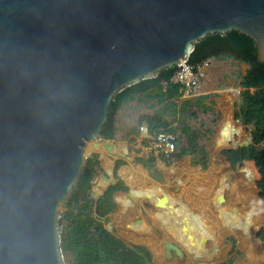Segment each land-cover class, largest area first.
I'll use <instances>...</instances> for the list:
<instances>
[{
	"label": "water",
	"instance_id": "water-1",
	"mask_svg": "<svg viewBox=\"0 0 264 264\" xmlns=\"http://www.w3.org/2000/svg\"><path fill=\"white\" fill-rule=\"evenodd\" d=\"M233 30L264 64V0H0V264H63L60 216L114 95Z\"/></svg>",
	"mask_w": 264,
	"mask_h": 264
},
{
	"label": "rangeland",
	"instance_id": "rangeland-1",
	"mask_svg": "<svg viewBox=\"0 0 264 264\" xmlns=\"http://www.w3.org/2000/svg\"><path fill=\"white\" fill-rule=\"evenodd\" d=\"M207 60H209V64L205 70L199 92L193 96H179L172 100L176 110L183 108L186 120L190 126L200 130L203 136L201 141L206 144L210 154V161L206 168H203L200 164L194 163L191 156L172 158L165 164L167 165L166 168H162L160 164L154 161L152 163V169L150 170L155 173L156 179H154L150 175V171L146 169L142 163L135 161L136 157L148 159L150 152L146 145V138H143L139 130L137 133H132L131 129L137 126V118L140 114H151L160 109L164 100L162 99L160 101L156 96L132 97L123 105L119 112L116 113L114 137L109 140H90L85 147V155L87 157L96 154L99 160V167L91 181L88 191V194L93 200H96L97 196L111 185L113 180H117L116 177L122 180L127 187L126 191H116L113 194L116 206L107 215V219L102 220L104 228L109 230L111 234L128 246H144L151 254L152 264H220L228 259L232 260L235 264H250L243 250L245 243L241 244L235 234L223 230H220L217 237L218 253L209 258L206 257L205 260L189 259L183 248L172 241H170V243L179 248L181 255H178L176 250H170V252L166 253V248L163 244L166 242L164 238L167 237L160 232V227L163 224L154 210L156 205L152 202V195L145 188H135V185L131 181V179L140 178L142 175L146 183L154 186H163L168 195H176L180 192V185H176L175 182L176 176L181 175L182 180H184V178L187 177L184 173L189 174L190 178H194L199 172L204 174L213 171L218 175L221 170L228 171L231 175L237 176V173L242 168L249 167L253 171L251 181L245 183L237 179L235 182L242 192L249 191L251 196L259 198V200L264 203V200L260 198L256 188L258 174L252 161H243L233 169L229 164L223 163L216 158L220 151L237 147L241 137L244 141L251 138L250 127L244 126L240 120L234 118V112L238 109L242 100L240 95L242 87L240 83L248 65L226 53L217 57H209ZM231 88L236 89L237 93L226 91V89ZM192 113H194V115ZM176 124L177 123H174L173 126H176ZM175 134H177L179 140H182L179 133ZM98 142L103 144L101 150L96 148ZM109 142H111V146L112 144L116 146L123 145V151L121 148L120 150L124 152L125 157L123 158L114 152H109L107 148ZM261 147L264 148V143ZM129 157L133 158L132 162L128 161ZM182 160L185 161L189 168L185 169L183 172H172V174L168 176V170L174 166L175 163ZM117 161H123L124 164L116 170L115 177L114 171ZM217 175L213 176L211 179L216 180ZM196 181V179H193V182ZM188 182L189 184L191 183L190 181ZM189 184L185 185L188 186ZM246 184L247 186L249 184L250 189L246 188ZM125 194L126 199L118 204L117 197ZM134 200H137V202ZM128 212L130 214L129 216L127 214ZM141 215L148 217V220L149 218L155 217L152 223L149 221V226L151 229V237L157 242L158 249L156 250H160V259L155 256V250L140 239L146 236L145 233L133 227L129 228L127 226L128 224H126L128 218H133L134 216L139 217ZM124 218L126 219L124 220ZM262 218L263 221L259 224V227L252 237L258 247L257 251L260 258L251 264H264V240L257 236V232L264 224V215ZM65 225L66 222L61 215L59 221V236L62 260L63 264H72L73 254L69 250L63 248L67 232Z\"/></svg>",
	"mask_w": 264,
	"mask_h": 264
},
{
	"label": "trees",
	"instance_id": "trees-1",
	"mask_svg": "<svg viewBox=\"0 0 264 264\" xmlns=\"http://www.w3.org/2000/svg\"><path fill=\"white\" fill-rule=\"evenodd\" d=\"M223 53L248 65L240 83L242 100L234 112V118L250 127L252 140L248 146L222 150L216 158L233 169L243 161H252L258 174L256 188L260 198L264 200V148L261 147L264 143V64L257 61L254 41L235 30L225 34H209L194 44L187 62L197 64ZM175 71L176 66L166 68L155 77L140 80L116 93L110 102L109 113L100 134L104 139L114 137L116 113L132 97L156 96L158 100H164L163 105L151 114H140L137 126L131 132L137 133L138 127L145 123L149 134L159 129L179 133L182 140L175 134L174 158L191 156L194 163L206 168L210 154L206 144L201 141L203 136L200 130L190 126L183 108H174L172 100L181 95L180 86L171 82ZM174 123H177L176 126H173ZM243 142L241 137L239 145ZM135 161L142 163L149 171L152 169V158L136 157ZM123 164V161L116 162L115 177L116 170ZM98 167L96 154L87 157L78 182L66 200L67 209L62 214L67 231L63 248L73 254L72 264H152L151 254L144 246H128L104 228L102 220H106L116 206L113 194L116 191H126L127 187L116 177L115 184L109 185L97 200H93L88 191ZM150 175L156 179L154 172L150 171ZM125 199L126 194L118 196V204ZM257 236L264 240V224ZM220 264L235 263L228 259Z\"/></svg>",
	"mask_w": 264,
	"mask_h": 264
},
{
	"label": "bare ground",
	"instance_id": "bare-ground-1",
	"mask_svg": "<svg viewBox=\"0 0 264 264\" xmlns=\"http://www.w3.org/2000/svg\"><path fill=\"white\" fill-rule=\"evenodd\" d=\"M226 91L237 93V90L232 88ZM102 147L103 144L98 142L96 148L101 150ZM120 148L123 151V145L112 144L108 151L124 158V152H121ZM160 166L167 167L165 164ZM187 168L189 166L184 160L179 161L168 170L167 175L170 176L176 171L183 172ZM252 172L251 168L245 167L237 173V176L221 170L218 175L213 171L204 174L199 172L194 178L184 173L187 176L184 180L181 175L175 177L176 185H180V192L176 195H168L163 186L146 183L142 175L131 181L135 188H145L152 195V202L156 205L154 210L163 224L159 231L167 237L164 238L166 242L163 246L172 241L183 248L189 259L205 260L206 257L218 253L217 237L220 230L228 231L235 234L241 244L245 243L242 249L251 264L260 258L258 247L252 237L263 221L264 203L259 198L251 196L249 191L242 192L235 180L249 182L252 179ZM216 175V180L211 179ZM193 179L197 181L193 182ZM188 181L191 183L189 184ZM246 188L250 189L249 184ZM127 214L130 215L129 212ZM154 218L148 220V217L142 215L134 216L128 218L126 224L129 228L133 227L145 233L146 236L140 239L152 247L155 256L160 259V250H156L157 242L151 237L149 226V221L152 223Z\"/></svg>",
	"mask_w": 264,
	"mask_h": 264
},
{
	"label": "built area",
	"instance_id": "built-area-1",
	"mask_svg": "<svg viewBox=\"0 0 264 264\" xmlns=\"http://www.w3.org/2000/svg\"><path fill=\"white\" fill-rule=\"evenodd\" d=\"M208 64L207 59L197 64H190L186 59L176 65L171 82L180 86V97L193 96L199 92ZM138 130L143 138H146V145L150 152L149 158H152V162L166 164L174 158L176 137L173 132L159 129L149 134L145 123L141 124Z\"/></svg>",
	"mask_w": 264,
	"mask_h": 264
},
{
	"label": "crops",
	"instance_id": "crops-1",
	"mask_svg": "<svg viewBox=\"0 0 264 264\" xmlns=\"http://www.w3.org/2000/svg\"><path fill=\"white\" fill-rule=\"evenodd\" d=\"M128 101H129V100H128ZM125 103H127V102H125ZM125 103H124V104H125ZM124 104H123V105H124ZM122 107H123V106H122ZM122 107H121V108H122ZM121 108H120V109H121ZM118 112H119V110H118Z\"/></svg>",
	"mask_w": 264,
	"mask_h": 264
}]
</instances>
